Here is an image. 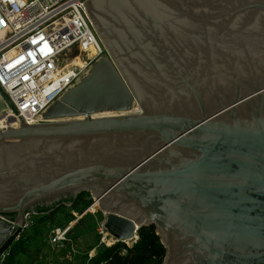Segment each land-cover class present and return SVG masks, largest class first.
I'll return each instance as SVG.
<instances>
[{
  "label": "water",
  "instance_id": "obj_1",
  "mask_svg": "<svg viewBox=\"0 0 264 264\" xmlns=\"http://www.w3.org/2000/svg\"><path fill=\"white\" fill-rule=\"evenodd\" d=\"M82 3L106 52L45 121L0 85V255L86 190L117 240L154 224L160 264H264V0Z\"/></svg>",
  "mask_w": 264,
  "mask_h": 264
},
{
  "label": "built area",
  "instance_id": "obj_2",
  "mask_svg": "<svg viewBox=\"0 0 264 264\" xmlns=\"http://www.w3.org/2000/svg\"><path fill=\"white\" fill-rule=\"evenodd\" d=\"M83 1L0 0V85L28 123L45 121L42 114L48 105L77 84L106 52ZM14 115L17 126L19 118ZM94 202L95 198L75 220L87 211L98 217V245L110 246L117 239L104 225L107 212ZM30 221L28 215L27 225ZM71 222L47 230L43 248L51 242L58 245L56 248L69 243L74 253L76 248L69 235ZM8 249L1 253L0 263ZM95 249H89L84 261L77 264H89Z\"/></svg>",
  "mask_w": 264,
  "mask_h": 264
},
{
  "label": "trees",
  "instance_id": "obj_3",
  "mask_svg": "<svg viewBox=\"0 0 264 264\" xmlns=\"http://www.w3.org/2000/svg\"><path fill=\"white\" fill-rule=\"evenodd\" d=\"M91 201L92 195L89 194V191L82 190L76 194L75 198L63 201L59 205L55 204L46 210H36L37 213L30 217L31 221L29 224L23 229L19 237L11 243L8 254L5 255L0 264L17 263L19 256L25 254L28 246L33 245L34 242H41V248L43 242H45L48 230L47 224L49 222L62 221L55 219L59 211L63 212V216L69 219V216H74L72 215V210L76 209V211L82 212ZM67 202H69V205H66ZM86 213L90 215V212ZM70 230L75 231L76 229ZM137 234L138 238L132 246H128L121 240L115 241L110 246L98 245L96 253L89 260V264H160L165 254V247L155 231V225H142L137 229ZM63 248L68 250L69 243ZM123 248L126 249L124 253L121 252ZM62 251L64 252L65 250ZM79 254H74V257L79 262L84 261L85 257H87V251H84L81 255Z\"/></svg>",
  "mask_w": 264,
  "mask_h": 264
},
{
  "label": "rangeland",
  "instance_id": "obj_4",
  "mask_svg": "<svg viewBox=\"0 0 264 264\" xmlns=\"http://www.w3.org/2000/svg\"><path fill=\"white\" fill-rule=\"evenodd\" d=\"M136 103V102H135ZM132 112V111H127ZM84 117V116H82ZM91 195V193L89 192ZM92 197V201H93ZM66 205H69L67 203ZM76 212L75 214L73 213L72 215L74 216H69V219L67 217L63 216V212H58L56 214L55 219L56 220H62L60 222H49L48 225V230L50 228H53L54 226H57L58 224L60 225H65L66 223L68 224L69 220H73L72 227L70 229H76L75 231L70 230V235L72 239V244L75 245L76 251L72 253L71 251L73 250H68L64 249L63 247L61 248H56L58 245H55V243L51 242L52 244L47 243L44 248L43 244L40 248L41 242L37 241L34 242L33 245L28 246L27 251L25 254L19 256V260L15 264H77L78 259L74 257V254L83 253L84 251H88L89 249L92 248H97L98 247V241L99 240V233L97 231V226L94 224L96 219L98 217H94L91 212L90 215L88 213H84L81 218H78L75 220L76 215H80V212L75 210H72ZM88 212V211H87ZM97 216H100L99 212L95 213ZM33 214L30 215V217ZM81 219V220H80ZM79 221V222H78ZM124 242L128 246H132L134 243V239H130ZM70 246V245H69ZM40 248V249H39ZM62 250H65L64 252ZM122 253H124V250H121Z\"/></svg>",
  "mask_w": 264,
  "mask_h": 264
},
{
  "label": "bare ground",
  "instance_id": "obj_5",
  "mask_svg": "<svg viewBox=\"0 0 264 264\" xmlns=\"http://www.w3.org/2000/svg\"><path fill=\"white\" fill-rule=\"evenodd\" d=\"M128 111H132V112H138L140 111V107L134 103L133 107L131 110H128ZM127 111H124V112H121V113H126ZM115 113H118L116 111H99V112H95L93 113L92 115L94 116H100V115H109V114H115ZM82 116L79 115V116H76L75 119H79L81 118ZM30 121V120H29ZM31 121H33V119H31ZM17 122V119H16V116L14 115L13 112H11L10 110L6 109L4 110L1 114H0V127H3L5 125H15ZM94 204H98V201L97 199H95V202ZM130 239H134V241H136V237L135 236H132V237H129L127 239H125V241L127 240H130Z\"/></svg>",
  "mask_w": 264,
  "mask_h": 264
},
{
  "label": "flooded vegetation",
  "instance_id": "obj_6",
  "mask_svg": "<svg viewBox=\"0 0 264 264\" xmlns=\"http://www.w3.org/2000/svg\"><path fill=\"white\" fill-rule=\"evenodd\" d=\"M61 203H62V202H61ZM67 203H68V202H67ZM67 203H66V204H67ZM59 204H60V203H58V205H59Z\"/></svg>",
  "mask_w": 264,
  "mask_h": 264
}]
</instances>
